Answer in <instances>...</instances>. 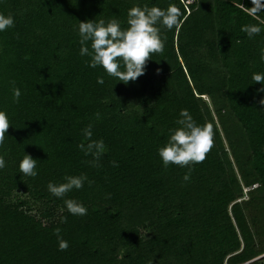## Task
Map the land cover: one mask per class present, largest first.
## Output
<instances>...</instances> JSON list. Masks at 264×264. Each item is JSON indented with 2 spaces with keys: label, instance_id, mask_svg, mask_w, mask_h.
Listing matches in <instances>:
<instances>
[{
  "label": "trees",
  "instance_id": "1",
  "mask_svg": "<svg viewBox=\"0 0 264 264\" xmlns=\"http://www.w3.org/2000/svg\"><path fill=\"white\" fill-rule=\"evenodd\" d=\"M170 4L181 10V25H158L163 54H153L134 82L80 55L79 22L116 19L124 29L130 8ZM242 4L0 0V13L15 21L0 32V111L10 122L0 146V264H262L264 85L252 75L264 73V21L260 11L249 14L251 0ZM244 25L261 32L249 38ZM184 109L214 129L213 148L190 165L187 182L188 167L165 168L157 154ZM89 124L91 139L106 145L97 166L78 147L90 142ZM25 154L37 160L34 178L19 171ZM81 174L83 187L63 199L48 192L49 182ZM15 192L24 195L18 202ZM65 199L87 215L70 214ZM57 228L66 251L58 250Z\"/></svg>",
  "mask_w": 264,
  "mask_h": 264
},
{
  "label": "clouds",
  "instance_id": "2",
  "mask_svg": "<svg viewBox=\"0 0 264 264\" xmlns=\"http://www.w3.org/2000/svg\"><path fill=\"white\" fill-rule=\"evenodd\" d=\"M252 7L249 14L256 16L261 9H264L262 0H251ZM181 10L174 4H170L166 9L159 7L143 8L134 6L127 11V28L122 29L120 22L116 19L109 20L107 23L101 19L99 22L88 20L79 22L78 32L81 44L80 55L91 57L89 67H102L109 75L119 82L127 84L137 80L145 74L147 62L152 59L153 54H163L164 41L160 36L162 25L167 30L178 28L181 25ZM15 21L11 14L5 16L0 13V32L14 27ZM241 31L246 33L249 38L259 35L261 27L258 25H244ZM91 42V51L86 46ZM260 58L264 61V47L260 48ZM252 81L264 85V73H254ZM98 83L102 84L103 78H98ZM15 85V81L11 82ZM264 91V87L259 89ZM21 92L13 87L14 102H19ZM264 106V99L259 101ZM180 119L176 121L179 127L169 129V138L166 144L157 149L162 164L167 168L170 164L180 167H188L189 171L183 176L184 181L191 178L192 168L190 165L202 163L214 146V129L212 123L198 125L190 113L184 109L180 111ZM99 117V113H97ZM10 127L7 114L0 111V146L3 145L5 134ZM85 139L90 141L87 146L84 144L78 147L84 151L85 155L91 154L94 159L89 161L92 166H97L100 156L104 153L106 145L102 139L92 140V125L89 124L83 129ZM115 165V162H113ZM37 160L25 154L19 163V171L24 176L35 177L38 173L35 170ZM118 166V165H115ZM6 167L3 156H0V169ZM65 182L54 184L49 182L48 192L54 197L63 199L66 194L74 188L79 190L87 180L85 174L79 176H65ZM91 184V181H89ZM110 197V194H109ZM64 206L67 211L75 216L87 215V208L75 199H65ZM64 208L61 209L63 211ZM67 218H62L66 222ZM57 237L58 250L66 251L69 247L68 241L61 236V229L57 228L53 233Z\"/></svg>",
  "mask_w": 264,
  "mask_h": 264
},
{
  "label": "rangeland",
  "instance_id": "3",
  "mask_svg": "<svg viewBox=\"0 0 264 264\" xmlns=\"http://www.w3.org/2000/svg\"><path fill=\"white\" fill-rule=\"evenodd\" d=\"M259 18L262 21H264V9H261V11L259 12ZM23 196L24 195H22L21 192H15L12 196V200L18 202L22 199ZM140 232H144V231L141 229ZM262 258H264V254L258 257L257 259H262ZM262 264H264V259L262 261Z\"/></svg>",
  "mask_w": 264,
  "mask_h": 264
},
{
  "label": "built area",
  "instance_id": "4",
  "mask_svg": "<svg viewBox=\"0 0 264 264\" xmlns=\"http://www.w3.org/2000/svg\"><path fill=\"white\" fill-rule=\"evenodd\" d=\"M191 1V0H190ZM243 0H234V4L241 9H244L243 4H242Z\"/></svg>",
  "mask_w": 264,
  "mask_h": 264
}]
</instances>
